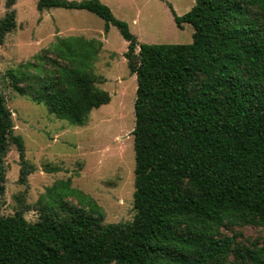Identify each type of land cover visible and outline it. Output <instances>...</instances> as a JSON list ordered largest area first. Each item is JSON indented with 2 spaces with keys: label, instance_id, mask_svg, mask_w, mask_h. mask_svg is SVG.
Wrapping results in <instances>:
<instances>
[{
  "label": "trees",
  "instance_id": "1",
  "mask_svg": "<svg viewBox=\"0 0 264 264\" xmlns=\"http://www.w3.org/2000/svg\"><path fill=\"white\" fill-rule=\"evenodd\" d=\"M14 4L5 1L0 44L16 26ZM50 7L94 12L128 42L135 212L130 221L104 222L99 205L64 183L36 221L21 209L0 213V264H264V242L234 229H264V0H194L182 15L171 7L177 26L192 25L190 43H140L100 0H37L39 10ZM82 41L40 55V65L53 67L36 76L8 70L15 90L78 125L110 101L81 60L65 54H78ZM11 144L23 178V138L0 91V201Z\"/></svg>",
  "mask_w": 264,
  "mask_h": 264
},
{
  "label": "rangeland",
  "instance_id": "2",
  "mask_svg": "<svg viewBox=\"0 0 264 264\" xmlns=\"http://www.w3.org/2000/svg\"><path fill=\"white\" fill-rule=\"evenodd\" d=\"M5 1L0 0V19L6 12ZM100 1L127 22L140 43L192 41V25L177 26L171 7L182 15L194 0ZM13 7L16 26L0 44V91L11 110L14 133L23 138L26 174L21 178L19 151L11 144L3 160L5 190L0 213L21 209L28 221H36L40 206L62 194L58 188L65 183L67 189L99 205L104 222L130 221L135 212L132 130L136 75L129 71L124 56L128 42L113 24L105 31L104 19L87 9L39 10L37 0H15ZM77 40L86 41L87 46H76L78 54L72 57L65 54L76 64L81 60L82 70L95 75L96 86L110 95V101L93 108L81 125L56 117L44 102L19 93L8 76L9 69L31 77L43 72L44 66L52 69L48 61L40 65V55L56 57L58 50H67V42L76 45ZM65 199L78 203L76 195ZM234 229L242 232L243 240L264 242L263 228Z\"/></svg>",
  "mask_w": 264,
  "mask_h": 264
}]
</instances>
